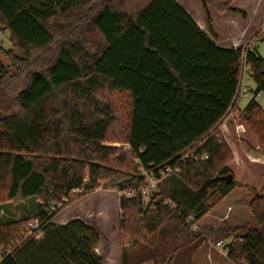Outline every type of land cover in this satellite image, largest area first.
<instances>
[{
    "label": "trees",
    "instance_id": "1",
    "mask_svg": "<svg viewBox=\"0 0 264 264\" xmlns=\"http://www.w3.org/2000/svg\"><path fill=\"white\" fill-rule=\"evenodd\" d=\"M233 1L200 0L206 32L177 0H0V24L19 52L0 60V208L34 200L41 232L0 264H103L94 248L105 238L94 228L51 223L101 182L119 194L128 241L118 264H190L204 242L191 227L242 187L217 132L227 111L264 159V110L254 99L236 108L241 59L257 94L264 56L211 35L208 6L239 13ZM165 167L175 172L145 202L142 172ZM252 193L250 221L227 229L233 263L264 264V184ZM27 221H0V245Z\"/></svg>",
    "mask_w": 264,
    "mask_h": 264
},
{
    "label": "rangeland",
    "instance_id": "2",
    "mask_svg": "<svg viewBox=\"0 0 264 264\" xmlns=\"http://www.w3.org/2000/svg\"><path fill=\"white\" fill-rule=\"evenodd\" d=\"M177 1L188 11L195 21L206 23L200 0ZM231 6L239 9L240 12H224L225 14L221 15L208 6L209 15L212 16L215 22L214 25H211V28L213 26L211 35L214 38L217 37L218 42L221 43L219 45L221 47L227 46L224 44H229L230 38H240V46L243 48L246 46L253 47L259 55L264 56V33L261 29L264 18V0H234ZM226 16L232 17V21H226ZM205 31L207 32L206 24ZM250 35L252 36L249 37ZM7 51L19 54L13 48L7 32L2 29V25L0 24V60L3 64L9 63V59L5 53ZM240 71L241 66L239 73ZM242 86L246 88V92L239 93L237 107L242 110L251 99H254L264 110V93H254L255 86L250 80L248 72L244 73ZM232 113L231 111L228 118L224 119L223 123L226 128L222 129V123H220L217 127V132L231 153L232 159L228 163V167L233 178L242 186L235 189L232 197L227 200H232L233 203L234 211L229 218L233 223H226L225 225L219 223L217 228L216 226H212L214 222L212 221L211 223L209 218L204 221L205 223L203 221L200 223L199 221L196 222L191 229L197 231L204 239V242L192 254L190 264H240L233 263L226 257L224 245L232 238L231 232L227 231V229L250 221L247 203L253 196L252 189L258 190L264 184V166H259L258 163L253 161V158L249 160L245 155V152L249 151L251 155L252 151L259 153L257 151L258 147L245 123L237 119V113ZM236 125H241V128L239 130L236 129ZM97 189L96 192L94 191L71 203L60 215L63 218L71 215L84 216L90 227L96 229L105 238L104 243L101 241L95 247L96 253L103 256L104 264H118L120 247L124 246L128 241L127 236L120 233L117 226V198L119 194L115 190L103 188L102 182ZM223 207V203H221L217 209L220 210ZM33 210L34 200L12 202L3 206V209L0 208V221L5 222L23 218L29 220L34 217ZM55 221L61 220L59 217H56ZM218 241H222L220 246L216 245ZM184 255L183 253V257ZM142 264L153 263L146 261Z\"/></svg>",
    "mask_w": 264,
    "mask_h": 264
},
{
    "label": "crops",
    "instance_id": "3",
    "mask_svg": "<svg viewBox=\"0 0 264 264\" xmlns=\"http://www.w3.org/2000/svg\"><path fill=\"white\" fill-rule=\"evenodd\" d=\"M222 14H225V13H222ZM221 14V15H222ZM210 17H211V25H214L215 24V22H214V20H213V18H212V16L210 15ZM232 17H230V16H226V21H232V19H231ZM196 23H197V25L202 29V30H204L205 31V24L203 23V21H196ZM212 28H213V26H212ZM215 33V32H214ZM252 35H250L249 37H251ZM248 37V38H249ZM230 41H229V44H224V45H227V46H223V47H237V46H240V38H235V37H233V38H230L229 39ZM219 40L217 39V37L215 38V42H216V44L217 45H221V43H219L218 42ZM223 44V43H222ZM237 93H238V91H237ZM239 95V94H238ZM236 108H238L237 107V102H236ZM239 109V108H238ZM229 113L231 114V111H227V113H226V115L223 117V119L221 120V122L220 123H222V124H224L223 122H224V119L225 118H228V115H229ZM233 114V113H232ZM221 124V125H222ZM225 125V124H224ZM224 127L222 126V129H223ZM249 153H251L250 151L249 152H245V155H246V157L250 160V158H253L254 160L253 161H255L256 163H258L259 164V166H264V160H263V158L261 157V155L259 154V153H257V152H254V151H252V155L251 154H249ZM250 165H252V164H250ZM96 190H98V189H96ZM96 190H94L95 192H96ZM93 191V192H94ZM104 191H106V190H104ZM234 192H235V190H233L232 192H230L227 196H225L212 210H210L209 211V213H207L205 216H203L200 220H199V223L201 222V221H206V220H208V218L211 220V223H212V221L214 222L213 223V225L212 226H218V224L219 223H221V224H223V225H225L226 223H228V224H230V223H233L231 220H229V218H230V215H231V213L234 211V207L232 206V200H230V201H227L229 198H231L232 197V195L234 194ZM92 193V192H91ZM90 194V193H89ZM88 195V194H87ZM86 196V195H85ZM236 199V198H235ZM234 199V200H235ZM117 200H118V198H117ZM117 203H118V201H117ZM221 203H223V208H221L220 210L219 209H217L218 208V206L221 204ZM118 206V205H117ZM69 207V205L68 206H66L63 210H61L60 212H58L56 215H54L53 216V218L51 219V223H53V224H56V225H63V224H65L66 222H68V221H70V220H72V219H79V220H81L82 222H84L85 224H87L88 226H90V224L85 220V217L84 216H78V215H71V216H69V217H66V218H63L61 215H62V213L67 209ZM2 209H3V207H1ZM217 209V210H216ZM3 211V210H2ZM2 211H1V213H2ZM61 214V215H60ZM56 217H59V219L61 220V221H55V218ZM63 219V220H62ZM226 220H228V221H226ZM205 223V222H204ZM218 228V227H217ZM96 230V229H95ZM97 231V230H96ZM98 232V231H97ZM99 233V232H98ZM100 235V234H99ZM101 237H104V236H102V235H100ZM101 242V241H100ZM99 242V243H100ZM98 243V244H99ZM97 244V245H98ZM96 245V246H97ZM94 251H95V248H94ZM95 253H96V251H95ZM97 255H101V254H98V253H96ZM102 256V255H101ZM205 256H206V254H205ZM102 258H103V256H102ZM118 258H119V255H118ZM103 264H104V259H103Z\"/></svg>",
    "mask_w": 264,
    "mask_h": 264
},
{
    "label": "built area",
    "instance_id": "4",
    "mask_svg": "<svg viewBox=\"0 0 264 264\" xmlns=\"http://www.w3.org/2000/svg\"><path fill=\"white\" fill-rule=\"evenodd\" d=\"M245 48H248V46H246ZM245 72H248L247 66L243 63L241 65V71L239 73V85L237 90L238 94L246 92V88L242 86V80ZM222 126L224 127V129L226 128L224 124H222ZM239 128H241V125H236V129L239 130ZM190 158L194 161H203L207 159V155L206 154H201L199 156L193 155ZM172 172H175V170H172L171 168L168 167L161 169L158 172L157 176L153 175L151 172L148 173L142 172V174L146 176V186L140 189V195L142 197V200L144 201L148 200L149 190L154 188L161 179L165 178L168 174ZM39 226H40V221L38 220V218L33 217L29 219L24 226V230L19 235H17V237L13 241H11L7 245H0V260L3 257V255L11 253L13 249H15V247L20 245L24 240L37 239L38 237H40L41 232ZM221 244L222 241H218L216 243L217 246H220Z\"/></svg>",
    "mask_w": 264,
    "mask_h": 264
},
{
    "label": "water",
    "instance_id": "5",
    "mask_svg": "<svg viewBox=\"0 0 264 264\" xmlns=\"http://www.w3.org/2000/svg\"><path fill=\"white\" fill-rule=\"evenodd\" d=\"M228 178L230 179L231 177L229 176Z\"/></svg>",
    "mask_w": 264,
    "mask_h": 264
}]
</instances>
